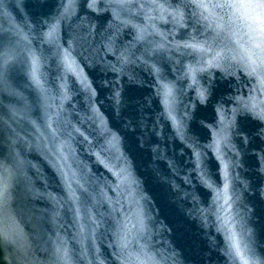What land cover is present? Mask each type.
Segmentation results:
<instances>
[{"label":"water","instance_id":"1","mask_svg":"<svg viewBox=\"0 0 264 264\" xmlns=\"http://www.w3.org/2000/svg\"><path fill=\"white\" fill-rule=\"evenodd\" d=\"M261 2L0 0V264H264Z\"/></svg>","mask_w":264,"mask_h":264},{"label":"snow or ice","instance_id":"2","mask_svg":"<svg viewBox=\"0 0 264 264\" xmlns=\"http://www.w3.org/2000/svg\"><path fill=\"white\" fill-rule=\"evenodd\" d=\"M195 8L198 9V10H201V16L202 18L204 19H207L206 16L203 15V13L205 12H208L211 8H216V7H235V5H231V4H210V3H205V0H195V4H194ZM67 8H70L71 5H67L66 6ZM88 7L95 10L96 9V0H89V4H88ZM121 7H123V5H121ZM247 7H253V8H258V9H261L262 12H264V2H261V3H258V4H254V5H247ZM118 15V13H117ZM177 15H179L177 13ZM219 27V26H218ZM48 36H51L52 33L49 32L47 34ZM185 47H191L193 48L194 50H200V51H203V46L202 45H199V44H186ZM4 65L6 66L8 64V53L5 52L4 54ZM217 55H219V53H217ZM65 60L67 61V57H65ZM255 62H250V64L248 65V71H249V74H256L258 75V78L261 79V82L264 83V72H260L258 71V68L257 67H254L253 64ZM260 67H264V60L261 61V65ZM163 95H164V98H165V103L167 104L168 102V97L171 95V89L169 86L167 85H164L163 86ZM201 99H203V96L201 95ZM261 115H264V113H261ZM5 172H7V169H5ZM10 180H9V176L8 175H3V176H0V203H6L7 202V198H8V194H9V188H10ZM4 240L5 242H8L9 240V236H8V233L7 231H5L4 233Z\"/></svg>","mask_w":264,"mask_h":264}]
</instances>
